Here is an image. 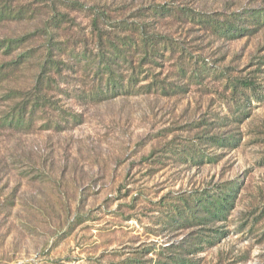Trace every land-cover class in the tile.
Returning <instances> with one entry per match:
<instances>
[{
  "label": "rangeland",
  "instance_id": "1",
  "mask_svg": "<svg viewBox=\"0 0 264 264\" xmlns=\"http://www.w3.org/2000/svg\"><path fill=\"white\" fill-rule=\"evenodd\" d=\"M164 6L218 19L165 18ZM0 8V38L35 33L37 50L26 68L0 77V264H158L166 248L188 264H264V19H256L264 0H0ZM57 10L69 21L54 27ZM225 21L236 22L230 32ZM118 27L135 28L119 32L136 41L140 28L172 41L130 89L150 84L142 94L115 91L90 60L101 34ZM52 32L65 54L86 60L67 80L55 76L53 98L14 122L9 93L33 83ZM203 61L212 72L180 78L184 64ZM236 78L255 86L234 90ZM230 181L236 197L218 220L209 194Z\"/></svg>",
  "mask_w": 264,
  "mask_h": 264
},
{
  "label": "trees",
  "instance_id": "2",
  "mask_svg": "<svg viewBox=\"0 0 264 264\" xmlns=\"http://www.w3.org/2000/svg\"><path fill=\"white\" fill-rule=\"evenodd\" d=\"M62 5H67L66 3H60ZM163 10H167V14L162 13V17H169L172 14H176L178 19H192L193 21L196 19H218L216 16L218 14L215 13H202L196 12L190 8H179L176 13L175 11L169 10L168 8L160 7ZM5 11L0 8V19H4ZM153 16L157 17V15L161 14L157 9L153 10ZM166 14V15H164ZM54 20V27H57L59 23H62L63 20L69 21L68 15L63 14L60 11L55 12ZM222 19H243L242 14L238 15H230L227 16L226 14H220ZM53 19V18H52ZM256 19H264V13L259 12V15ZM207 21L204 20V26L207 27ZM236 25V22H227L225 21L222 24L223 28L226 32H230L229 28H233ZM94 27L99 33H101L99 21L96 19L94 20ZM47 31H52L53 27H48L46 24L44 28ZM119 29L123 32L125 31H134L135 28L126 27L121 28L118 27L116 29L117 33H109L108 35H104L103 33L99 37L100 40V49L99 52L95 55H91L90 60L91 62L99 67V70L102 71V80L104 77H107L106 81L114 83V90L118 92H122L123 95H136L142 94L144 91L151 87L150 84L141 85L138 89L139 91L131 93V88H136L140 84V77L144 73L143 66L148 65L149 67L152 65L160 64V61H157L158 58H163L165 54L163 52H167L171 50V40L168 37L162 36L156 32H147L143 33L138 29L139 39L133 40V38H129L128 36H122L119 32ZM35 33L25 34L23 36H19L16 38H0V57H14L13 60L10 62H2L0 63V77L3 76L4 72L9 70H19L22 68H26L29 62H32L35 55L37 54V50L34 47V42H36ZM44 54L42 55L41 59H39V64L37 66V70H39L38 74L35 75L33 78V83L26 88L16 87L9 93V100H12L14 103V107L10 108V113L7 117L14 120L22 119L24 116L31 115L34 112V106L39 104L41 101H49L50 98H53L51 92L53 91L54 87L57 85V79L55 76L60 77L63 79L67 74V71H73L75 67L81 68L83 62H85L86 58H80L79 55L74 56V52L70 51L71 53L65 54L64 52V44L58 43L57 39L53 36V32L47 36V40H45ZM20 53H17L19 52ZM56 51H60L62 55L54 57V53ZM67 52V51H66ZM160 52H162L160 54ZM160 54V55H159ZM64 56H68L66 60H61ZM160 56V57H159ZM129 65L130 69H124L125 65ZM184 64V63H182ZM198 63L194 64L195 68L184 67L181 68L180 78L182 80L186 79H194L199 78L200 75L209 74V71L212 72L211 65L202 63V67L196 69ZM86 65H84L85 67ZM102 69V70H101ZM128 72L129 76L125 77L122 75V72ZM147 71H150L147 70ZM216 71L213 69V72ZM117 73L119 75L117 76ZM216 73V72H215ZM119 79H118V78ZM67 76L65 79L67 80ZM127 81V86L124 87L125 82ZM159 83V82H158ZM1 85V81H0ZM158 85V84H157ZM234 90L249 88L255 86V82L247 79H234V83L232 84ZM162 86L161 90H165L163 82L159 85ZM124 88H127L125 90ZM138 88V87H137ZM120 89V90H117ZM142 90V91H140ZM116 94V93H115ZM119 94V93H118ZM121 94V93H120ZM177 94V93H174ZM230 145H234L235 143H229ZM236 184L233 181L228 182L226 185H219L216 186L212 191L211 197V204L213 207L212 216L217 218L225 217L223 210L226 209L229 205L232 206V198L236 197ZM202 201V200H201ZM199 201L200 206H204L203 203ZM182 248V247H181ZM183 249V248H182ZM168 251L166 259L160 261L158 264H173L175 257L171 254H176L174 249L166 248ZM170 255L172 257H170ZM184 256V255H182ZM180 257L179 260H176V264H188L183 257Z\"/></svg>",
  "mask_w": 264,
  "mask_h": 264
}]
</instances>
